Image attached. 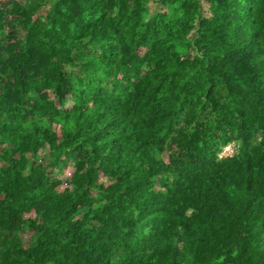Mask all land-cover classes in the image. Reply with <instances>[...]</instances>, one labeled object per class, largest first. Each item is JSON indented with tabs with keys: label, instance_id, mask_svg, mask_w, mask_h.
<instances>
[{
	"label": "trees",
	"instance_id": "1",
	"mask_svg": "<svg viewBox=\"0 0 264 264\" xmlns=\"http://www.w3.org/2000/svg\"><path fill=\"white\" fill-rule=\"evenodd\" d=\"M0 264H264V0H0Z\"/></svg>",
	"mask_w": 264,
	"mask_h": 264
},
{
	"label": "rangeland",
	"instance_id": "2",
	"mask_svg": "<svg viewBox=\"0 0 264 264\" xmlns=\"http://www.w3.org/2000/svg\"><path fill=\"white\" fill-rule=\"evenodd\" d=\"M45 11H46V10L43 9V10H40L39 12L42 13V14H45V13H44ZM233 149H234L233 145H230V146L226 147V148L224 149L223 155H231V154H233V152H234ZM165 157H166V156H165ZM69 173H70V172H69ZM22 234H23L24 239L26 240V242H29L30 239H31V235H32V233H30V232H28V231H23Z\"/></svg>",
	"mask_w": 264,
	"mask_h": 264
}]
</instances>
